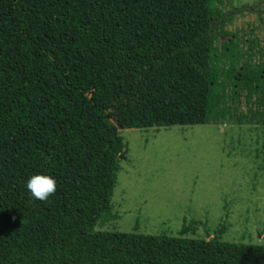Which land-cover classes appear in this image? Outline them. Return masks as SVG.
I'll use <instances>...</instances> for the list:
<instances>
[{"label":"trees","instance_id":"16d2710c","mask_svg":"<svg viewBox=\"0 0 264 264\" xmlns=\"http://www.w3.org/2000/svg\"><path fill=\"white\" fill-rule=\"evenodd\" d=\"M212 2L0 0V264H264V246L223 242L224 226L207 240L185 220L178 237L97 229L119 129L226 114ZM229 53L221 80L238 97L251 79ZM35 174L56 179L47 201L26 189Z\"/></svg>","mask_w":264,"mask_h":264},{"label":"rangeland","instance_id":"374dc122","mask_svg":"<svg viewBox=\"0 0 264 264\" xmlns=\"http://www.w3.org/2000/svg\"><path fill=\"white\" fill-rule=\"evenodd\" d=\"M212 1L226 114L205 125L119 129L127 153L97 229L178 237L185 220L198 224L185 237L207 240L224 226L221 241L264 246V0ZM229 51L251 79L239 78L238 97L236 81L221 80Z\"/></svg>","mask_w":264,"mask_h":264},{"label":"clouds","instance_id":"9594fccd","mask_svg":"<svg viewBox=\"0 0 264 264\" xmlns=\"http://www.w3.org/2000/svg\"><path fill=\"white\" fill-rule=\"evenodd\" d=\"M26 189L33 199L47 201L55 194L57 189L56 179L47 174H35L26 182Z\"/></svg>","mask_w":264,"mask_h":264}]
</instances>
